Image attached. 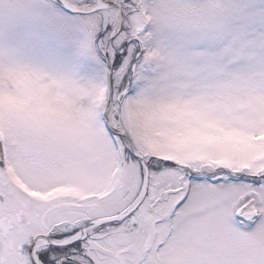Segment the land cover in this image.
Wrapping results in <instances>:
<instances>
[{"label": "snow or ice", "instance_id": "snow-or-ice-1", "mask_svg": "<svg viewBox=\"0 0 264 264\" xmlns=\"http://www.w3.org/2000/svg\"><path fill=\"white\" fill-rule=\"evenodd\" d=\"M0 264H264V0H0Z\"/></svg>", "mask_w": 264, "mask_h": 264}]
</instances>
